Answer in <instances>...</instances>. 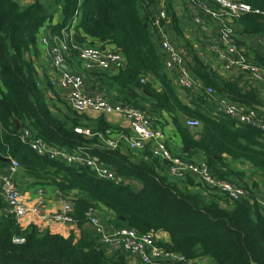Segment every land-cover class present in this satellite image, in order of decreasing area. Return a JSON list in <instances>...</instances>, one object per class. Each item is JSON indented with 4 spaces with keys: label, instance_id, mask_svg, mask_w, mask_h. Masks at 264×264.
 Here are the masks:
<instances>
[{
    "label": "trees",
    "instance_id": "16d2710c",
    "mask_svg": "<svg viewBox=\"0 0 264 264\" xmlns=\"http://www.w3.org/2000/svg\"><path fill=\"white\" fill-rule=\"evenodd\" d=\"M157 1L34 0L23 6L19 0H0V169L7 173L15 159L18 171L33 178L35 184L53 185L64 196L78 190L71 215L81 229L76 239L35 224L24 227L17 216L6 211L7 202L0 198V264H131L123 252L108 254L95 230L83 228L90 207L118 226L152 233L158 245L192 259L207 256L214 259L213 264H264V211L258 200L220 194L191 173L185 178L173 177L169 158L155 153L150 144L140 149L129 147L123 140L126 135L113 138L121 128L111 125L103 114L89 117L69 105L55 110L48 97L54 88L40 79L28 55L37 50L44 26L63 37L78 19L74 28L82 42L86 35L91 36L112 45V51L126 60V68L119 73L101 74L105 93L116 91L118 103L144 110L155 127L166 126L162 118L167 113L183 144L178 150L166 141L174 157L204 163L216 177L242 182L248 191L246 173L230 167L227 157L244 158L264 172V129L215 112V99L221 96L252 107L264 106V78L254 80L245 70L249 81L242 74L226 76L223 67L213 66L193 52L187 64L203 86L200 92H179L158 50L149 13L142 11L143 6ZM242 1L264 10V0ZM176 8L174 0H166L168 18L161 22L173 33L175 44L182 42L194 50L183 37ZM59 10L62 21L53 23ZM199 14L209 17L203 11ZM230 22L236 43H240L237 34L264 35L263 14L243 13ZM73 43L69 37V49L75 53ZM90 45L103 47L97 41ZM253 61L264 70V53H258ZM152 74L160 78L161 89L146 80ZM208 87L216 94L209 95ZM260 115L264 121V113ZM15 117L20 129L15 127ZM185 119H198L201 124L190 127ZM76 127L89 128L93 134L77 132ZM37 139L60 153L85 152L120 180L100 177L90 165L70 162L62 154L54 158L41 154L32 147ZM109 139L119 143L110 146ZM127 181H136L140 187ZM158 232L166 233L169 240L156 239Z\"/></svg>",
    "mask_w": 264,
    "mask_h": 264
},
{
    "label": "built area",
    "instance_id": "2783aa9c",
    "mask_svg": "<svg viewBox=\"0 0 264 264\" xmlns=\"http://www.w3.org/2000/svg\"><path fill=\"white\" fill-rule=\"evenodd\" d=\"M189 7L194 12L196 18L201 20L199 11L206 12L212 19L221 22L220 36L224 50L218 54L222 61L224 69H230L233 66H239L245 70L252 79L262 80L264 70L254 61L248 59L244 49L232 39L234 33L233 25L230 21L239 17L243 13L255 12L264 15V10L254 7L242 0H188ZM229 18V21L227 18ZM168 16L165 10L154 20V26L160 36V44L164 51L165 62L169 69L176 75L177 84L184 90L192 89L195 86H203L202 82L194 76L190 70L186 58L180 48L171 39L166 26L161 22L167 20ZM72 37L71 32H65L63 37L55 42L51 48L52 66L63 70L61 82L70 87V104L79 111L94 110L98 112L110 113L121 112L130 120L132 132L123 137V140L134 149L144 148L150 144L154 152L167 157L172 161L170 174L176 178H185L188 173L197 174L201 180L209 186H216L220 194H227L233 199H240L245 193L243 184L237 181H230L216 177L209 167L204 163L190 162L180 157H174L166 144V136L162 128L151 125L148 114L139 108L127 105L125 103H113L107 97L100 94H90L84 91L85 80L81 73L70 71L64 68L65 50L68 39ZM44 42H48L47 37H43ZM219 47L215 50L219 51ZM84 68L90 69L95 65L101 68H110L123 57L116 51H107L98 46H84L79 49L78 55ZM207 93L211 96L216 94L214 88L208 87ZM215 112H223L234 120L241 123H248L252 126L264 129V121L260 112L252 106L235 102L226 97L215 99ZM186 124L190 127H197L201 124L198 119H187ZM75 130L80 133L92 135V130L85 127H76ZM25 134L28 131H24ZM119 140L109 139L110 146H117ZM32 147L41 154H49L51 157H57L59 154L70 162H81L94 168L97 175L104 178H110L115 181L120 180L116 173L109 171L100 165L96 159L88 155L74 153H60L57 149L49 148L41 139L32 142ZM19 162L15 159L7 173L2 176L0 193L3 194L7 202L6 211L17 217L25 215L29 208L25 201L21 199L20 187L16 181ZM72 204L64 201L61 209L53 215V219L61 222H72ZM88 221L95 226V233L101 244L108 246L116 252L129 251L136 254L139 258V264H192L193 259L182 252L164 248L158 245L152 233H141L133 226H118L111 220L105 222L93 207L86 211ZM19 241V240H18Z\"/></svg>",
    "mask_w": 264,
    "mask_h": 264
},
{
    "label": "crops",
    "instance_id": "0c3cea01",
    "mask_svg": "<svg viewBox=\"0 0 264 264\" xmlns=\"http://www.w3.org/2000/svg\"><path fill=\"white\" fill-rule=\"evenodd\" d=\"M34 0H19L20 4L23 6L30 4ZM186 0H174L177 8V14L179 15L180 22L183 25V37L187 39V42L191 44V48H187L184 43L180 42L176 45L180 48L183 52L186 62L188 63L191 59V55L193 52H196L198 55H201L202 58L207 62L213 64V66L220 65L222 67L223 63L220 60L218 54L223 51L221 47L222 38L220 36V29H221V22L219 20H214L212 17L203 18L198 20L194 14V12L189 7L188 1ZM161 10H166V0H158L157 2L148 3V6H143L142 11L145 13H149L150 17V26L152 25L151 29L155 34V40L158 44V50L161 52L163 58H165L164 51L160 44V36L157 30H155L152 20L159 16ZM170 18V17H169ZM227 18V16H225ZM229 21V18H227ZM62 21V17L59 13L56 14L53 23H58ZM170 21V19H169ZM78 19L74 22L70 32L74 39L73 47L76 48L77 52L74 53L73 50L69 49L67 46L65 50V63L64 66H67L68 70L75 71L78 73L83 74L85 79L84 91L90 94H100V95H107L109 100L113 103H117L119 100L116 96V91H110V93H105L103 88H106L104 82L102 80L101 74H117L121 69L126 68V60L122 58L120 61L114 63L113 66L110 68H101L97 65L94 67L87 69L84 68L81 64V61L78 57L79 49L81 47L87 46L89 44H101L104 50L112 51L113 46L106 44L104 42L94 40L91 36H85L86 40L82 42L77 34L74 26L77 24ZM168 33L171 39L174 38L173 33L168 30ZM77 35L80 41H77L75 36ZM43 37L48 38V42H44L42 40ZM239 38L238 41L241 46L244 47L246 53L250 54L251 59L253 60L258 53H264V35L261 33H252V34H237ZM62 37L57 36V34L53 33L51 27L46 25L42 28L39 34V40L37 44V50L32 49L28 55L32 57L37 66V70L42 81L46 80L51 83L54 90L48 91V97L50 98L51 103L53 104L55 110H59L61 107L66 108V105L71 106L70 104V87L64 85L61 82L62 73L57 68L52 66V55L50 48L55 43L58 42ZM88 43L87 45H85ZM175 43V42H174ZM219 47L220 50L216 51L215 49ZM166 64V62H165ZM224 66V65H223ZM166 70L171 75L173 81L176 83V86L179 92H185L186 90L182 89L176 81V75L173 70L169 69L167 65L165 66ZM66 69V68H65ZM227 71L224 72L226 76H240L241 74L245 79H248L247 75L243 73V70L239 66H233L230 69H225ZM146 80L151 82L152 85L157 88L161 89V80L158 76L152 74L146 77ZM200 87L202 86H195L192 90L195 92H200ZM81 113L87 114L89 117H97L103 114L106 120L117 128H121V130H117L113 133L112 137H118L121 135H129L132 130L130 126V120L121 112H98L94 110H86ZM184 118V117H183ZM163 121L167 122L166 126L163 128L164 134L166 136V141L172 142L176 145V149L181 150L183 148V144L179 135L175 133L174 126L172 123V118L167 114L164 113ZM186 120V119H185ZM153 124V123H152ZM154 125V124H153ZM160 128V127H159ZM199 128V127H196ZM198 130V129H195ZM124 146L126 144L122 142ZM182 152V151H181ZM230 163V167L235 168L239 171L245 172L246 181L248 185L251 187L248 191L246 190L244 195L250 199L254 198L259 201L263 211H264V172L260 168L254 167V165L245 160L244 158H235V157H227ZM5 170L3 171L0 169V185L2 181V176L4 175ZM197 178L199 176L197 174L191 173ZM200 179V178H199ZM16 180L20 187L21 196L25 200L26 204L28 205V212L22 217H18V221L24 227L28 226L29 224H35L40 229L46 230L49 229L52 233H59L65 237H69L70 235H74L76 239L80 238L81 236V229L80 227L73 222H61L56 221L53 219V215L58 212L64 201L69 203H73L72 200L78 197L79 191L73 190L68 196H64L55 186L53 185H39L34 183V179L26 175L22 170H19L16 174ZM201 180V179H200ZM128 182V181H127ZM133 183V181L131 182ZM137 187H140L138 182H134ZM243 184L242 182H240ZM249 187V188H250ZM0 198L4 199L2 193H0ZM228 207H231L230 204H227ZM109 213V212H108ZM103 217L102 213L100 214ZM106 217V216H104ZM107 218H109L107 216ZM105 219V218H103ZM123 219V218H122ZM106 220V219H105ZM156 239L158 240H169L166 233L158 232L156 234ZM107 249L108 254L117 255L120 252L113 251L108 246H105ZM125 256L127 257L128 261L131 264H139L140 260L136 254H133L129 251H123ZM214 259L212 257L201 256L197 258H193L192 264H213Z\"/></svg>",
    "mask_w": 264,
    "mask_h": 264
},
{
    "label": "water",
    "instance_id": "95a60500",
    "mask_svg": "<svg viewBox=\"0 0 264 264\" xmlns=\"http://www.w3.org/2000/svg\"><path fill=\"white\" fill-rule=\"evenodd\" d=\"M75 38L77 39V41H80V40L78 39L77 35L75 36ZM63 66H64V65H63ZM64 68L67 69L68 67H67V66H64ZM68 69H69V68H68ZM255 108H256L258 111L264 113V106H256ZM14 122H15V127H16L17 129H20V128H21V123H20V121H19V119H18L17 117L14 118ZM263 189H264V187H263ZM83 228H84V229H89V230H94V229H95V226H94L93 224H91V223H88V224H85ZM252 264H258V263L253 261Z\"/></svg>",
    "mask_w": 264,
    "mask_h": 264
},
{
    "label": "rangeland",
    "instance_id": "374dc122",
    "mask_svg": "<svg viewBox=\"0 0 264 264\" xmlns=\"http://www.w3.org/2000/svg\"><path fill=\"white\" fill-rule=\"evenodd\" d=\"M240 46L242 45V44H240V43H238ZM243 47V46H242ZM243 49H244V47H243ZM244 52H245V54L248 56V59H250L251 61H253L252 59H251V56H250V54L248 53H246V50L244 49ZM0 95H1V92H0ZM131 126V125H130ZM129 182H131V181H128V183ZM135 181H133V186L135 187V188H137V185L134 183ZM214 188H216L217 189V187L216 186H213ZM21 199L23 200V201H25L23 198H22V196H21ZM24 216V215H23ZM22 216V217H23ZM102 218H105L106 219V221L105 222H109L110 220H109V218H107V217H102Z\"/></svg>",
    "mask_w": 264,
    "mask_h": 264
}]
</instances>
